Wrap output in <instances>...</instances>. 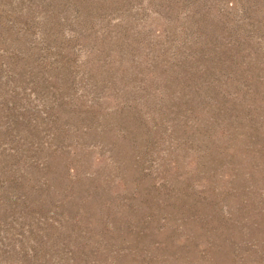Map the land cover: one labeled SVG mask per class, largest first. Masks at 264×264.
I'll use <instances>...</instances> for the list:
<instances>
[{
  "label": "rangeland",
  "instance_id": "374dc122",
  "mask_svg": "<svg viewBox=\"0 0 264 264\" xmlns=\"http://www.w3.org/2000/svg\"><path fill=\"white\" fill-rule=\"evenodd\" d=\"M0 264H264V0H0Z\"/></svg>",
  "mask_w": 264,
  "mask_h": 264
}]
</instances>
